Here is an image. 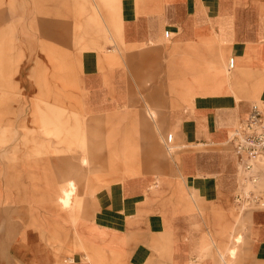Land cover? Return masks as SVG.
Instances as JSON below:
<instances>
[{
    "label": "rangeland",
    "instance_id": "rangeland-1",
    "mask_svg": "<svg viewBox=\"0 0 264 264\" xmlns=\"http://www.w3.org/2000/svg\"><path fill=\"white\" fill-rule=\"evenodd\" d=\"M96 1L105 21L94 12L89 0H28L32 16L13 20L19 28L28 23L29 29L0 31V52L13 54L12 63H4L13 69L6 73L5 83L0 85L1 252L13 242L17 247L28 238L37 241L41 235L52 264H62L64 260L72 263L75 253H89L87 243L93 242L99 246V251L93 258L85 259L86 264H116L117 261H111L106 254L107 241L94 238L86 228L89 226L87 219H91L94 211L91 203L95 191L102 184L120 179L117 176H124L126 170H131L129 173L133 175L139 170L156 176L155 188H151L154 195L164 194L163 190L164 196L170 193L164 185L166 180L162 179L165 176L161 168L167 165L171 173H176L175 155L181 146L175 136L168 143L171 130L164 129L158 107L151 106L140 90L155 83L167 86L171 82L167 72L170 57L166 51L170 40L164 43L166 70L148 77L129 74L136 100L113 116L92 120L82 108L79 66L82 53L86 49L101 53L111 50L109 54L116 57L111 65L115 67L104 75L119 86L125 83L121 61L128 52L123 45L122 0ZM108 30L114 39L108 37ZM218 44L215 36L207 34L194 43L182 44V50L177 49L179 53L175 59L180 73L172 86L181 91L185 101L200 93L221 92L237 85L243 87L242 78L236 75L237 68L230 69V59H225ZM17 66L21 72L31 69L29 92L23 82L13 80L17 78L14 72ZM26 93L33 95L30 97ZM252 96V104L261 107L263 104L256 93ZM121 100L125 102L126 98ZM125 135L134 145L125 144ZM89 148L92 153L103 155V169L92 170L81 162L84 157L81 149L88 153ZM114 148L116 151L111 155ZM239 173L236 195L242 191L244 182L243 173ZM178 180L173 186L177 196L183 200L191 198L187 207L194 209L196 194L189 193L184 182ZM90 185L96 188L94 192H90ZM76 189L78 195L70 196L69 192ZM244 189L248 194L252 190L260 194L264 191V178L257 184L246 183ZM56 192L64 204L55 199ZM261 204L256 205L255 200L249 204L234 200L236 215H241L236 228H223L217 233L224 239L223 243L205 239L197 262L189 260L184 264H204L205 260L208 261L205 264H257L250 242L260 226L249 217L254 212H264V195ZM44 216L51 219L50 226ZM50 229L59 236L50 235ZM80 245L82 247L78 248Z\"/></svg>",
    "mask_w": 264,
    "mask_h": 264
},
{
    "label": "crops",
    "instance_id": "crops-1",
    "mask_svg": "<svg viewBox=\"0 0 264 264\" xmlns=\"http://www.w3.org/2000/svg\"><path fill=\"white\" fill-rule=\"evenodd\" d=\"M89 1L94 12L104 20L98 2ZM27 2L0 0V31L29 29L28 23L19 28L14 22L32 16ZM121 16L123 45L128 51L125 60L121 61L125 83L117 86L104 75L115 67L111 65L116 61V57L109 54L111 50L101 53L86 49L79 60L82 108L92 120L104 119V115L113 116L120 108L134 102L135 89L129 74L148 77L166 70L164 43L170 40L166 51L170 57L167 72L171 82L167 86L155 83L140 90L151 106L158 107L164 129L174 133L181 148L177 157L175 155L176 173H171L167 165L161 168L165 176L162 179L166 180L164 185L170 191L168 196H164L165 190L162 191L164 194L154 195L151 188L156 183V176L139 170H136L137 175L126 170L124 176H117L120 179L102 184L97 190L90 185V192L96 191L91 203L94 210L91 219L84 217L89 222L86 228L94 238L107 241L106 254L111 261H117L116 264L197 262L205 239L223 243L224 239L217 233L223 228H236L240 222L241 215H236L234 205L240 164L229 139L238 124L248 119L254 93L264 109V0H122ZM166 30L171 33L169 38L165 37ZM107 32L110 33L108 37L115 38L110 30ZM207 34L217 38L227 61L234 58L233 68H237L236 75L242 78L243 87L237 85L221 92L200 93L185 101L181 91L172 86L180 73L175 58L183 49L182 44L194 43ZM4 54L0 52V85L5 83L6 73L13 69L8 63L4 64L11 62L12 52ZM14 72L17 78L13 80L23 82L29 92L31 69L25 68L21 72L17 66ZM124 97L125 102L121 100ZM124 138L126 145H134L129 136ZM81 151L84 153L81 162L88 168H104L103 155L92 153L90 148L88 153ZM115 151L116 148L112 149L111 155ZM173 176L177 177L173 179ZM178 179L184 182L189 193L196 194L194 209L187 207L191 198L183 200L177 196L173 186ZM77 190L69 195H78ZM57 196L58 192L55 199L64 204ZM250 218L260 226L254 238L251 237L250 250L255 262L264 264V212H254ZM50 220L45 219L49 226ZM48 233L59 236L52 229ZM42 240L41 235L37 241L28 238L17 247L13 242L9 248L0 250V257L3 254L0 264H52ZM87 248L89 253L76 252L70 264H86L85 259L98 254L99 246L94 242L87 243ZM99 262H102L101 258ZM62 264H68L67 260Z\"/></svg>",
    "mask_w": 264,
    "mask_h": 264
},
{
    "label": "built area",
    "instance_id": "built-area-1",
    "mask_svg": "<svg viewBox=\"0 0 264 264\" xmlns=\"http://www.w3.org/2000/svg\"><path fill=\"white\" fill-rule=\"evenodd\" d=\"M165 36H170L169 30H166ZM230 65L235 66L233 57L230 58ZM251 108L248 119L242 121L233 130L229 143L239 158V172L243 173L244 179L243 186H241L242 191L236 195L235 200L251 202L255 196V204L260 206L264 191L257 194L252 190L247 195L246 189H244L247 182L257 184L260 179L264 178V167L259 166L261 162H264V109L258 104H252ZM167 138L168 141H171L173 132L169 133Z\"/></svg>",
    "mask_w": 264,
    "mask_h": 264
},
{
    "label": "bare ground",
    "instance_id": "bare-ground-1",
    "mask_svg": "<svg viewBox=\"0 0 264 264\" xmlns=\"http://www.w3.org/2000/svg\"><path fill=\"white\" fill-rule=\"evenodd\" d=\"M166 37V36H165ZM170 37V36H169ZM169 37H166V38H169ZM233 69V67L232 66H230V69ZM173 139H174V135H173V138H172V140L171 141H168V143H170V142H172L173 141ZM260 166H262V167H264V162H261L260 163ZM247 183H250V182H247ZM250 184H252V183H250ZM251 193V192H250ZM249 193V194H250ZM248 193H247V195H249ZM255 200V197H253L252 198V200L251 201H254ZM238 203H242V202H246V204H249V203H251L250 201H242V202H240V201H237Z\"/></svg>",
    "mask_w": 264,
    "mask_h": 264
}]
</instances>
